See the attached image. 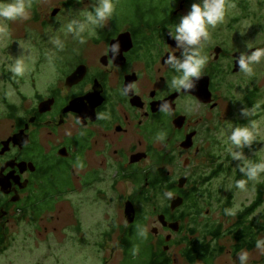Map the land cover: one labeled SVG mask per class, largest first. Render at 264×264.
<instances>
[{"label":"flooded vegetation","instance_id":"flooded-vegetation-1","mask_svg":"<svg viewBox=\"0 0 264 264\" xmlns=\"http://www.w3.org/2000/svg\"><path fill=\"white\" fill-rule=\"evenodd\" d=\"M132 1L135 19L114 12L96 26L84 16L70 60L56 61L51 78L44 65L37 78L25 72L14 83L3 66L20 103L2 98L0 255L19 224L41 241L70 242L67 252L87 248L97 264H179L196 235L212 238L209 177L220 170L228 94L247 77L236 58L264 47V30L246 25V1L232 16L237 0H225L202 77L191 92L177 91L166 60L181 50L169 31L198 0H177L169 12L149 0L155 12H142Z\"/></svg>","mask_w":264,"mask_h":264},{"label":"rangeland","instance_id":"rangeland-1","mask_svg":"<svg viewBox=\"0 0 264 264\" xmlns=\"http://www.w3.org/2000/svg\"><path fill=\"white\" fill-rule=\"evenodd\" d=\"M138 1L140 2V0ZM243 1L247 2L246 23L253 24L246 25L256 27L252 28L253 30L257 28L264 30V0H237L230 5L229 12H232V16L237 12H242L239 7ZM143 2L145 3V0H141L142 5H139L144 11H149ZM176 2L177 0H170L168 3L164 0H150V3L155 7L163 8L161 12H169L175 7ZM29 3L31 8L28 18L7 21V34L0 33V125L2 124V126L6 121L2 98L8 96L14 104L20 103L7 77L2 75L3 66H6L5 72H9L10 65L17 58L22 57L25 63V72L29 74L30 78H37L38 72L44 65V77L51 78L54 74L53 64L56 61L64 62L71 58L70 48H72V41L77 35L68 31V25L73 20L80 22L84 16L86 17V14L92 11L95 0H29ZM114 4L115 12L120 17L135 19L132 13L137 12V8L133 6L134 1L114 0ZM55 9H60V11L53 17L52 13ZM53 40L58 41L59 44H54ZM262 69H264L262 63L255 65L252 77H245V81L239 82L238 86L236 83L234 90L229 92L228 100L233 98L230 105L232 111L225 123L226 126L224 125L222 129L226 130L229 126L247 124L251 127L255 123L261 135L251 148L244 149L246 161L251 163L264 159V70ZM13 78L16 83V76L13 75ZM250 78H253V81H249ZM29 90L32 91L31 88ZM255 90H257V95L250 96V93L256 92ZM13 96L15 97L13 98ZM248 97H252L254 105L246 103ZM244 108L253 113L250 118L242 115ZM219 136L221 142L217 153L220 158L216 165L220 170L218 175L213 174L209 177L214 178L207 187L212 198L211 204L204 208H211L213 226L221 224L224 232H228L237 223L236 213L244 210L257 199V187L261 185L264 191V174L257 181L248 180L246 176L239 174V166L242 161L232 159L229 151L232 146L225 142L226 136H221V133ZM210 172L208 171L207 174ZM240 180H244L246 183L244 189L236 187L237 181ZM226 209L232 210L234 214L226 215ZM250 219H253L257 229L263 225L264 199L262 205ZM195 238L194 242L189 243V247L193 243L201 242L199 234ZM258 239H264V234L260 232ZM67 244L71 243L66 241L62 246L55 237H51L48 241H41L35 229L19 224L9 232L4 252L0 255V264H97L87 248L79 246V253L73 250L67 252V249L64 248ZM218 244L224 248V253L215 257L211 264H238V254L234 253L232 249L234 244L232 236L223 235V239H220ZM248 252L250 254L249 264H264V255H261L256 248ZM179 264H188V262L184 260ZM197 264L202 263L198 262Z\"/></svg>","mask_w":264,"mask_h":264},{"label":"clouds","instance_id":"clouds-1","mask_svg":"<svg viewBox=\"0 0 264 264\" xmlns=\"http://www.w3.org/2000/svg\"><path fill=\"white\" fill-rule=\"evenodd\" d=\"M31 4L29 0H0V33L7 34V21L26 20L29 15ZM115 12L114 0H95L93 9L86 14V22L91 25H102L109 20ZM225 0H198L193 3L190 11L183 15L174 26V31H169V35L176 41V47L180 49V55H169L166 64L176 75L172 78L170 87L177 91L191 92L196 87V81L202 77L203 70L208 62L207 55L203 54L205 43L209 40V28H215L225 19ZM85 29V24L73 20L68 25V31L79 35ZM54 44H59L53 40ZM115 47V46H114ZM248 49H253L247 45ZM254 51H243L236 62L239 71L246 76L254 74L253 66L264 62V47H256ZM10 72L20 77L25 72L24 59L17 58L9 68ZM161 111H166L161 106ZM253 113L247 108L242 109V115L250 118ZM261 135L255 123L251 127L229 126L221 131V136H226V143H230L229 149L232 159L242 161L239 172L246 176L248 180L257 181L264 174V159L251 163L246 161L245 148H251ZM235 149V150H233ZM236 187L244 189V180L237 181ZM228 215H233L232 210H227ZM143 235V233H141ZM256 250L264 255V239L256 241ZM238 264H249L250 254L247 250H241L237 255Z\"/></svg>","mask_w":264,"mask_h":264},{"label":"trees","instance_id":"trees-1","mask_svg":"<svg viewBox=\"0 0 264 264\" xmlns=\"http://www.w3.org/2000/svg\"><path fill=\"white\" fill-rule=\"evenodd\" d=\"M165 2L168 3V0ZM143 4L145 5L144 2ZM150 6L153 7L151 3ZM142 12L145 11L142 9ZM149 12H155V10L152 9L149 10ZM239 174L241 173L239 172ZM257 188V199L250 206L236 213L237 223L232 228H230L228 232H224L223 225H216L211 231H208V234H210L212 237L210 240L208 236H206L204 237V241L194 245L192 244L193 246L185 254V257L189 263L202 261V264H211L215 257L224 253V248L220 247L218 242L220 239H223V235L225 236L226 234L232 236L234 239L232 249L236 254H238L241 250L252 251L256 248L255 245L260 232L264 234V223L257 229L253 219H250L255 214L257 209L262 205L264 199L263 187L260 185ZM225 214L228 215L226 210Z\"/></svg>","mask_w":264,"mask_h":264},{"label":"water","instance_id":"water-1","mask_svg":"<svg viewBox=\"0 0 264 264\" xmlns=\"http://www.w3.org/2000/svg\"><path fill=\"white\" fill-rule=\"evenodd\" d=\"M59 11H60V9H55L54 11H53V13H52V16L54 17V16H56L58 13H59ZM69 81H71V79L69 80ZM182 203H183V201L181 200V199H179V200H177V201H173V208H176V207H178V206H180V205H182Z\"/></svg>","mask_w":264,"mask_h":264}]
</instances>
